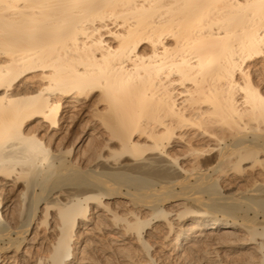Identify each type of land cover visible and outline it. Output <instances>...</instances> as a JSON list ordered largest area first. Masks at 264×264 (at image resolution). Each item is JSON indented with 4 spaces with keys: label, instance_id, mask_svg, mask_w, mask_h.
I'll use <instances>...</instances> for the list:
<instances>
[{
    "label": "bare ground",
    "instance_id": "1",
    "mask_svg": "<svg viewBox=\"0 0 264 264\" xmlns=\"http://www.w3.org/2000/svg\"><path fill=\"white\" fill-rule=\"evenodd\" d=\"M0 264H264V0H0Z\"/></svg>",
    "mask_w": 264,
    "mask_h": 264
},
{
    "label": "rangeland",
    "instance_id": "2",
    "mask_svg": "<svg viewBox=\"0 0 264 264\" xmlns=\"http://www.w3.org/2000/svg\"><path fill=\"white\" fill-rule=\"evenodd\" d=\"M224 192H225V191H224ZM224 194H226V192H225Z\"/></svg>",
    "mask_w": 264,
    "mask_h": 264
}]
</instances>
